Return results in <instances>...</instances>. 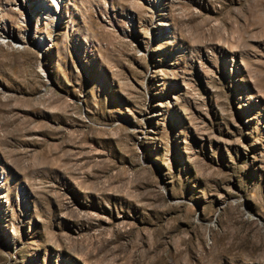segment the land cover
<instances>
[{"label": "rangeland", "instance_id": "374dc122", "mask_svg": "<svg viewBox=\"0 0 264 264\" xmlns=\"http://www.w3.org/2000/svg\"><path fill=\"white\" fill-rule=\"evenodd\" d=\"M0 264H264V0H0Z\"/></svg>", "mask_w": 264, "mask_h": 264}]
</instances>
